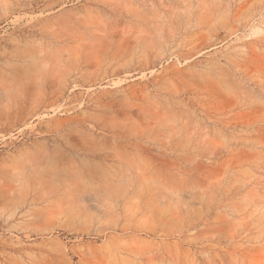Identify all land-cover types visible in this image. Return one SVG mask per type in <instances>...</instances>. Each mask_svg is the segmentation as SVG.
I'll list each match as a JSON object with an SVG mask.
<instances>
[{
  "label": "rangeland",
  "instance_id": "obj_1",
  "mask_svg": "<svg viewBox=\"0 0 264 264\" xmlns=\"http://www.w3.org/2000/svg\"><path fill=\"white\" fill-rule=\"evenodd\" d=\"M0 264H264V0H0Z\"/></svg>",
  "mask_w": 264,
  "mask_h": 264
}]
</instances>
